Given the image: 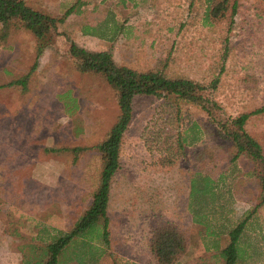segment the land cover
Returning <instances> with one entry per match:
<instances>
[{"label":"rangeland","instance_id":"374dc122","mask_svg":"<svg viewBox=\"0 0 264 264\" xmlns=\"http://www.w3.org/2000/svg\"><path fill=\"white\" fill-rule=\"evenodd\" d=\"M202 1L27 0L58 23L25 85L13 82L31 71L37 37L22 25L0 23V264H24L30 244L69 230L99 186L97 145L120 114L118 92L99 74L77 68L72 41L110 51L137 70L204 84L219 74L227 45L226 67L217 89L208 90L211 97L228 116L264 107V0H229L225 18L215 24L205 23ZM246 127L264 148V111L254 112ZM199 131L200 140L180 148L181 134ZM75 146L85 149L74 152ZM233 154L199 106L174 96L137 97L112 180L111 246L96 264H154L150 240L162 222L193 236L182 264H222L215 245L224 247L228 235L201 233L193 219L199 204L213 228L251 213L243 236L248 255L238 264H264L260 181L253 163L245 156L232 161ZM201 173L220 186L193 204L192 183Z\"/></svg>","mask_w":264,"mask_h":264},{"label":"trees","instance_id":"16d2710c","mask_svg":"<svg viewBox=\"0 0 264 264\" xmlns=\"http://www.w3.org/2000/svg\"><path fill=\"white\" fill-rule=\"evenodd\" d=\"M194 4V3H193ZM191 4V5H193ZM203 19L205 23L215 24L225 18L229 10V0H203ZM232 13L237 10V2L233 3ZM0 23L5 28L11 23L22 25L32 31L38 40L37 58L31 71L22 78L13 82L26 84L29 75L38 65V60L50 43L44 42L51 29H57L58 20L39 9L28 4L27 0H0ZM226 44L228 42L226 41ZM70 53L75 58L77 68L82 71L92 72L104 77L107 82L118 92L120 114L110 128L107 136L97 145L102 155V170L100 182L94 192L90 206L75 221L67 231H60L50 241L30 244L31 253L24 264H68L77 262L85 264L98 263V260L111 246V218L109 205L111 199L112 180L121 167V148L124 135L134 118L135 99L139 96L153 95L161 98L174 96L188 103L199 106L214 125L220 139L229 141L234 154L232 161L245 156L254 166L253 175H257L262 189L264 201V148L259 140L254 137L246 125L250 116L264 111V107L252 112H242L238 115H227L223 105L212 98L208 91H215L220 82L222 72L226 67L228 46L221 59L219 74L209 84L188 76H170L162 70H137L133 67L119 64L110 51H97L87 49L71 42ZM194 122V126H198ZM201 139L198 134L188 135L187 132L179 137V146L182 149L193 145ZM61 148L59 150H62ZM67 149V148H65ZM64 149V150H65ZM85 147L75 146L74 152L84 150ZM201 176V177H200ZM220 186L219 180H214L208 175H199V179L192 183L193 204L201 202L204 196L216 194ZM217 198V196H216ZM251 213L241 218L236 224L213 228L202 206L193 209V219L203 226L204 233L219 239L228 235L227 244L217 249V257L223 260L222 264H238L244 256L248 255L247 246H244L245 234ZM193 236L184 228L173 222H162L154 228L150 240V248L154 257V264H182L187 256ZM210 248V246H209ZM93 261V263H92ZM187 264V263H185Z\"/></svg>","mask_w":264,"mask_h":264}]
</instances>
